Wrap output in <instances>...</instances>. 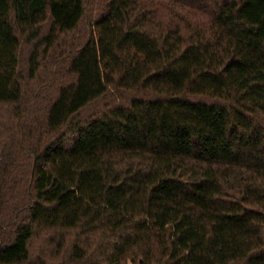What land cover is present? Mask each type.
Returning <instances> with one entry per match:
<instances>
[{
    "label": "trees",
    "instance_id": "trees-1",
    "mask_svg": "<svg viewBox=\"0 0 264 264\" xmlns=\"http://www.w3.org/2000/svg\"><path fill=\"white\" fill-rule=\"evenodd\" d=\"M264 264V0H0V264Z\"/></svg>",
    "mask_w": 264,
    "mask_h": 264
},
{
    "label": "rangeland",
    "instance_id": "rangeland-1",
    "mask_svg": "<svg viewBox=\"0 0 264 264\" xmlns=\"http://www.w3.org/2000/svg\"><path fill=\"white\" fill-rule=\"evenodd\" d=\"M127 264H135L133 260H129Z\"/></svg>",
    "mask_w": 264,
    "mask_h": 264
}]
</instances>
